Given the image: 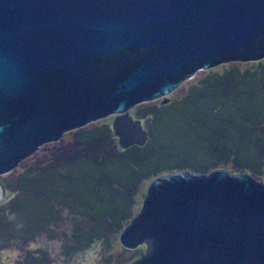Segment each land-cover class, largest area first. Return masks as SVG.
<instances>
[{"label": "water", "instance_id": "1", "mask_svg": "<svg viewBox=\"0 0 264 264\" xmlns=\"http://www.w3.org/2000/svg\"><path fill=\"white\" fill-rule=\"evenodd\" d=\"M263 59L264 0H0V177L110 115L121 148L143 146L133 107ZM119 241L146 247L133 264H264V186L223 171L156 179Z\"/></svg>", "mask_w": 264, "mask_h": 264}, {"label": "rangeland", "instance_id": "2", "mask_svg": "<svg viewBox=\"0 0 264 264\" xmlns=\"http://www.w3.org/2000/svg\"><path fill=\"white\" fill-rule=\"evenodd\" d=\"M263 67L264 59L199 71L167 97L170 105L133 107L149 130L144 147L122 150L112 129L119 115H110L0 177V264H133L146 247L126 250L119 239L156 179L223 171L264 186V82L230 71Z\"/></svg>", "mask_w": 264, "mask_h": 264}, {"label": "trees", "instance_id": "3", "mask_svg": "<svg viewBox=\"0 0 264 264\" xmlns=\"http://www.w3.org/2000/svg\"><path fill=\"white\" fill-rule=\"evenodd\" d=\"M234 61H229L228 63H233ZM237 62H239V61H237ZM260 61H258V63H259ZM262 68V67H261ZM263 69H264V67H263ZM262 69V70H263ZM230 71H232L233 72V74H234V80H237V81H243V82H245V83H254V82H264V73H263V71H260L259 70V72H256L255 74L251 71V70H245L242 74H237V76L235 75V73H234V69H230ZM251 73H253V74H251ZM161 102V104L163 105V106H168V105H170V104H168L167 105V103L169 102V100L167 99V102L166 103H164L163 101L164 100H160ZM143 117H146V116H143ZM132 120V119H131ZM140 123V122H139ZM140 125H141V123H140ZM142 127V126H141ZM79 130V129H78ZM142 130H143V128H142ZM144 131V130H143ZM145 132V131H144ZM146 133V132H145ZM146 135H147V133H146ZM147 142H148V136H147V140H146V142H145V144L143 145V146H137V145H133V146H136V147H144L146 144H147ZM133 146H131V147H133ZM130 148V147H129ZM122 150H126V149H128V148H126V149H123V148H121Z\"/></svg>", "mask_w": 264, "mask_h": 264}, {"label": "flooded vegetation", "instance_id": "4", "mask_svg": "<svg viewBox=\"0 0 264 264\" xmlns=\"http://www.w3.org/2000/svg\"><path fill=\"white\" fill-rule=\"evenodd\" d=\"M16 170V169H15ZM13 172V171H12ZM10 174V173H9ZM9 174H6V175H9ZM6 175H3V176H6ZM3 176H1V177H3ZM4 198V197H3Z\"/></svg>", "mask_w": 264, "mask_h": 264}]
</instances>
